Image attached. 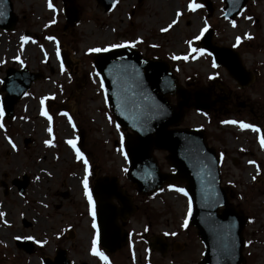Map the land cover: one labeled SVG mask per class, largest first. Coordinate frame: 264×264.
<instances>
[{
	"label": "rangeland",
	"instance_id": "obj_1",
	"mask_svg": "<svg viewBox=\"0 0 264 264\" xmlns=\"http://www.w3.org/2000/svg\"><path fill=\"white\" fill-rule=\"evenodd\" d=\"M12 1L18 21L13 31L0 29V88L10 66L17 69L27 66L42 77L18 100L13 119L0 116L3 125L0 210H7L12 220L6 222L0 218V233L7 230V236L0 234V264H42L46 258L53 261L59 249L66 250L69 264H103L91 254L97 227H92L81 183L84 164L76 159L75 150L67 143L70 139L76 141L90 166V190L102 175L116 176L136 207L124 225L130 233L124 247L108 253L97 242L98 250L108 257L109 264H203L204 245L197 229L189 224L183 227L189 215L190 198L174 190L184 189L185 183L172 181L145 195L136 192L123 171L128 168L120 151L123 147L126 153L120 139L125 131L120 126L117 131L93 65L96 53L88 50L137 40L142 42L135 43V47L170 62L179 81L183 85L190 83L189 89L214 83L216 88L212 92L218 91L222 96V87L232 90L234 95L237 93L240 100L253 103V110L222 103L210 111L192 107L180 126L204 129L208 145L216 149L221 159V183L229 201L247 216L243 229L244 264H264V148L260 145L264 137V0H248L244 11L234 20L222 18L223 0H212L211 16L200 0H119L109 11H104L97 0H76L80 20L68 29L64 28L62 0H51V9L49 0ZM190 2L202 7L190 11L187 7ZM177 11L181 13L178 18ZM173 19L178 20L177 24L168 32H161L160 28ZM230 21H235L236 27ZM205 23L215 29L214 41L219 45L233 46L236 37H240L236 48L244 65L255 75L252 83L240 87L225 68L212 67V56L191 51L200 48L194 37ZM245 34L252 39H245ZM22 37L29 39L25 42ZM188 41H192L191 47ZM57 50L69 52L72 69L63 66L61 71ZM173 56L189 59L173 60ZM2 96L0 93V99ZM48 116L51 135L47 131ZM240 123L259 128L260 132L241 129ZM81 130L85 131L83 145L77 142ZM46 140H51L52 146L46 145ZM155 156L161 170L170 171L166 151L157 150ZM26 179L27 186L21 194L14 183L17 180L25 183ZM153 236L166 237L168 247L164 254L148 247ZM25 237H32L30 241L37 248L26 251L20 246L26 242Z\"/></svg>",
	"mask_w": 264,
	"mask_h": 264
},
{
	"label": "water",
	"instance_id": "obj_2",
	"mask_svg": "<svg viewBox=\"0 0 264 264\" xmlns=\"http://www.w3.org/2000/svg\"><path fill=\"white\" fill-rule=\"evenodd\" d=\"M67 23L65 28L75 26L80 20V9L76 0H63ZM105 11L118 0H97ZM224 15L234 19L248 0H224ZM209 11L210 0H204ZM0 17V28L13 30L17 15L13 12L12 0H4ZM214 30L209 28L200 39L201 48L211 52L218 66H223L241 86L249 85L254 76L242 62L234 48L215 44ZM65 67L72 68L69 53L60 52ZM94 66L98 71L107 95L108 105L117 124L128 130L125 145L128 156L127 178L139 193H151L165 183L183 181L185 192L191 200L188 224L196 227L205 246L203 264H244L243 229L246 216L229 202L226 189L221 185L220 158L216 149L208 146L202 128H180L186 110L194 106L198 110H210L219 101L212 100L211 88L185 89L178 83L170 63L163 59H150L133 47L112 48L108 52L96 53ZM42 74L31 72L27 66L20 69L8 67L2 79L1 99L7 119L14 117L15 105L31 84ZM177 96L172 103L170 96ZM194 99V100H193ZM84 131L80 145L84 144ZM167 151L166 159L172 171L160 170L154 150ZM21 189L27 186L18 181ZM92 195L96 208L100 244L108 252H116L127 244L129 233L123 229L119 219L125 221L135 211L131 198L120 186L116 176L100 177ZM117 199L120 205L113 202ZM24 246L30 251V244ZM149 246L164 254L167 242L155 236ZM65 250H59L54 261L45 259L43 264H69Z\"/></svg>",
	"mask_w": 264,
	"mask_h": 264
},
{
	"label": "snow or ice",
	"instance_id": "obj_3",
	"mask_svg": "<svg viewBox=\"0 0 264 264\" xmlns=\"http://www.w3.org/2000/svg\"><path fill=\"white\" fill-rule=\"evenodd\" d=\"M3 2L4 0H0V17H3L5 15V13L3 12L2 10V5H3ZM114 3H115V0H114ZM48 7L51 9L53 8V5L51 3V0H49V3H48ZM188 9L190 11H196V9L202 7L201 4L199 3H195V2H190L188 5H187ZM54 10V9H53ZM181 15V13L179 11H177L175 13V16L178 18L179 16ZM228 17L225 16V19H227ZM246 19L248 20H251V17H245ZM178 20L177 19H173L171 21V23H169L166 27H161L160 28V31L161 32H168L170 29L173 28V26L175 24H177ZM232 27H236V23L235 21H230ZM208 30V25L207 23H205V26L203 29H201V32L199 35H197L196 37H194L195 40H200L202 38V36L204 35V33ZM245 39H252V37L250 35H247L245 34ZM29 38L28 37H22V40L27 42ZM48 39H53L52 37H48ZM142 41L140 40H137L135 43H140ZM135 43H122V44H112L110 45L109 47H94V48H90L88 51L90 53H101V52H108L110 51L112 48H125V47H134L135 46ZM240 43V37H236V44L233 45V47H236L237 45H239ZM188 44L189 46L191 47L192 45V41H188ZM153 47H156L157 45H152ZM191 51L193 53H198V55L200 56H211L212 53L211 52H208L206 51L204 48H191ZM57 57L59 58V50H57ZM192 58H195V57H192ZM173 60H176V59H184V60H187L189 59L188 56H184V57H178V56H173L172 57ZM16 60L19 61V57H16ZM212 67L215 68L217 67V64L215 63V61L213 60L212 62ZM63 65H61V71H63ZM214 77H209V79H213ZM100 87L101 89H103L104 85H103V82L101 81V84H100ZM25 95H27V93H25ZM41 103L43 104V101H41ZM3 109L0 108V116H3ZM42 115H45L47 116V113L42 111L41 112ZM63 115L65 116H68L67 113H63ZM48 120H49V127L47 129L48 133L51 135L52 134V127H51V117L48 116L47 117ZM109 122L111 123V118H109ZM69 123L72 124V120L71 118L69 117ZM224 123H228V124H236L237 122L236 121H225ZM3 125L0 124V128H2ZM117 127V131H119V125L116 126ZM239 127L241 129H251L253 132H257L259 133L260 132V129L259 128H256L250 124H246V123H240L239 124ZM73 128H75V125L73 124ZM121 139V145H123V140H124V137L123 135H121L120 137ZM9 144H12V147L13 149H15V145L12 143L11 140L8 141ZM67 143L70 145L71 148H73L75 150V156H76V159L79 160V161H82L83 164H84V178L83 180L81 181L82 185H83V192H84V196L86 197L87 199V202H88V209H89V214L92 216V227L93 229H95L97 227L96 225V212H95V203H94V200H93V196H92V193H91V190L89 188V175H90V166L88 164V161L87 159L85 158L84 154L77 148L76 146V141L75 140H68ZM45 144L48 145V146H52V141L51 140H46L45 141ZM260 145L262 148H264V137H261L260 139ZM120 151L122 152V154L124 155V159L127 160L128 159V156L126 153L123 152V147H121ZM249 163H253L251 161H249ZM124 172H128V169L127 168H124L123 169ZM259 172V169L257 170ZM38 179V178H37ZM253 180L256 179L255 176L252 177ZM175 191L187 196V192H185V190L183 188H175L174 189ZM191 212V202H189V214ZM4 216V213L0 212V218H2ZM188 226V222L187 220H185L184 224H183V227H187ZM167 235V233H166ZM172 235H175V233H172ZM16 239H20V237H16ZM25 239H33L32 237H25ZM97 242H98V233L97 235H95L92 239V242H91V254L93 256H97L99 257V259L101 261H103V264H109V260H108V257L101 251L98 250L97 248Z\"/></svg>",
	"mask_w": 264,
	"mask_h": 264
},
{
	"label": "flooded vegetation",
	"instance_id": "obj_4",
	"mask_svg": "<svg viewBox=\"0 0 264 264\" xmlns=\"http://www.w3.org/2000/svg\"><path fill=\"white\" fill-rule=\"evenodd\" d=\"M7 31V30H6ZM144 55L146 56V57H149V58H156V57H153L152 55H149V54H147L146 53V51H144ZM2 80V79H1ZM212 84V90L213 89H215L216 87H214L215 86V84L214 83H211ZM211 84H209V85H211ZM186 87H189V88H191V85H190V83L189 82H186ZM220 91L221 92H223V94L224 95H222L221 96V98H223V100H224V102H223V104L222 105H224V104H228V106L230 105V106H233V108H236V107H238V108H248V109H251V110H253V108H254V105H253V103L252 102H248V101H245V100H240V98H238L236 95H237V93H236V95H234V92L232 91V90H229V91H226V90H224L222 87H220ZM218 92V91H217ZM216 91L214 92L216 95L218 94ZM0 93H3V95H5L6 94V92L5 91H2V89L0 88ZM241 96V95H240ZM172 100H175L176 101V98H175V96H173L172 97ZM18 180L14 183V185H17L18 186V190H19V193H21V194H23L24 193V190L26 189V187L24 188V189H21L20 188V186L18 185ZM63 196H66V194H62ZM87 200V199H86ZM5 211V212H4ZM0 212H4V216H3V218H4V220L6 221V222H11L12 220H10V218H9V212H7V210H3V211H1L0 210ZM25 225H26V223H24ZM16 235V234H15ZM15 235H13V236H15ZM25 243H29L30 244V251H32L33 250V248L35 247V249L37 248V245L35 244V243H33V241H30V240H28V239H26V242ZM25 243H22L23 245H20L21 243H19V245L20 246H22L26 251H28L27 249H26V247L24 246V244Z\"/></svg>",
	"mask_w": 264,
	"mask_h": 264
},
{
	"label": "bare ground",
	"instance_id": "obj_5",
	"mask_svg": "<svg viewBox=\"0 0 264 264\" xmlns=\"http://www.w3.org/2000/svg\"><path fill=\"white\" fill-rule=\"evenodd\" d=\"M113 202H115L117 205H120L117 199H114ZM0 234L7 236V230H2Z\"/></svg>",
	"mask_w": 264,
	"mask_h": 264
}]
</instances>
